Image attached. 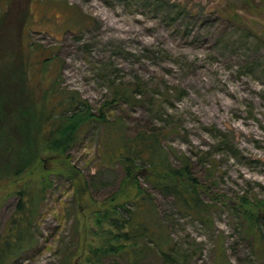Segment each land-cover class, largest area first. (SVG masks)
Returning <instances> with one entry per match:
<instances>
[{
    "label": "rangeland",
    "instance_id": "obj_1",
    "mask_svg": "<svg viewBox=\"0 0 264 264\" xmlns=\"http://www.w3.org/2000/svg\"><path fill=\"white\" fill-rule=\"evenodd\" d=\"M251 1L247 7L239 0H0V13L26 8L21 37L31 43L25 63L35 90L57 74L58 84L94 111L113 84L129 86L137 101L112 104L109 118L121 116L130 129L161 127L164 144L190 157L211 203L204 220L151 190L172 259L186 264H264V240L244 233L237 204L240 195L264 200V0ZM38 47L51 48L55 62L39 68ZM100 127H87L70 150L94 198L121 175L116 164L101 163ZM48 179L34 246L7 264H65L68 250L81 243L78 229L89 226V210H77L64 174ZM14 201L12 190L0 195V231ZM257 221L264 233V206ZM71 259L86 264L79 255ZM103 262L129 264L124 254ZM145 262L164 264L157 252L139 264Z\"/></svg>",
    "mask_w": 264,
    "mask_h": 264
},
{
    "label": "trees",
    "instance_id": "obj_2",
    "mask_svg": "<svg viewBox=\"0 0 264 264\" xmlns=\"http://www.w3.org/2000/svg\"><path fill=\"white\" fill-rule=\"evenodd\" d=\"M239 1L243 6L252 5L251 0ZM23 8L20 11L10 5L0 13V195L12 190L15 196L0 231V264L16 261L34 246L32 228L51 185L50 173L64 174L77 210H89L90 224L87 229L81 224V243L68 250L65 264H74L73 254L86 264H105L107 258L122 254L129 264H139L151 252H157L164 264H186L172 259L175 249L151 190L172 197L177 209L204 220L211 203L202 197L204 182L192 170L190 157L164 144L161 127L130 129L121 116L109 118L112 104L137 101L129 86L113 84L110 97L94 111L76 91L60 86L57 74L35 90L25 63L31 43L21 37L27 17ZM236 9L230 8L232 17L237 15ZM37 50L44 55L38 58L39 68L55 62H50L56 57L51 48ZM41 78L39 74L37 80ZM93 123L101 126L97 132L101 163L116 164L121 172L116 186L98 198L89 194L88 178L70 158L72 146ZM237 204L246 224L244 233L264 240L257 221L264 200L240 195Z\"/></svg>",
    "mask_w": 264,
    "mask_h": 264
}]
</instances>
